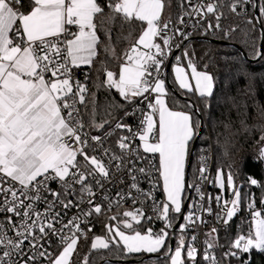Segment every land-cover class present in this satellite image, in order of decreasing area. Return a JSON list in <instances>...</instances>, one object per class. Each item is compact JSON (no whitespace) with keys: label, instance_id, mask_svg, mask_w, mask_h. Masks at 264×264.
Instances as JSON below:
<instances>
[{"label":"snow or ice","instance_id":"6c2138e0","mask_svg":"<svg viewBox=\"0 0 264 264\" xmlns=\"http://www.w3.org/2000/svg\"><path fill=\"white\" fill-rule=\"evenodd\" d=\"M257 7L256 0H0V264H76L78 245L97 224L103 235L93 236L82 264L132 254H155V264H248L244 254L264 252V183L249 177L244 191L231 166L227 173L218 167L213 179L208 163L218 151L230 155L241 133L255 139L264 163V105L245 89L229 90L245 66L235 74L224 69L229 75L217 95L219 79L207 70L215 58L205 52L200 70L188 47L197 35L230 40L239 25L226 29L222 21L234 16L245 25L252 55L264 58L257 47L264 31L250 12ZM258 10L264 24V4ZM124 40L130 47L118 74L76 77L82 65L99 64L94 70L101 73L119 60L116 46ZM174 51L180 53L174 83L193 94L195 104L181 107L166 86ZM230 63L236 61L225 60ZM112 89L124 103L109 98ZM213 103L223 110L205 119ZM100 111L111 119L98 122ZM198 140L195 179L188 182L186 166ZM161 181L164 200L156 196ZM251 186L260 189L259 210ZM128 201L138 207L105 222V208ZM241 211L250 217L241 218L247 230L218 241ZM209 218L219 226L202 233L198 246ZM155 223L162 226L156 230Z\"/></svg>","mask_w":264,"mask_h":264},{"label":"trees","instance_id":"16d2710c","mask_svg":"<svg viewBox=\"0 0 264 264\" xmlns=\"http://www.w3.org/2000/svg\"><path fill=\"white\" fill-rule=\"evenodd\" d=\"M260 4H264V1L260 0ZM258 22H260V19L259 21L256 19L257 29L258 31H260L258 28ZM236 25H239V28H236V30L231 33L230 40L204 38V40L202 41L193 40L192 43L188 45V47L190 49L194 48L197 58H200L198 62V68L200 70H204L202 66L204 63L208 62L207 58H205V52L210 53L215 58V61H216L215 65L210 66L207 70L210 72H215L219 79V85L215 89L217 95L223 93L224 81L226 79V76L229 75V73H226L224 69L228 67L232 70V73L235 74L237 67L245 66L246 74L245 75H238V74L234 75V78L231 80V83L229 84V90L231 91L232 94H235L238 89H245L250 93L251 97L255 98V104L257 106L264 105V58L254 57L252 55V48H251L252 41L248 39V37H246L244 34L245 25L241 18L229 16V18L225 20L226 29L230 27L235 28ZM262 25L264 28V24ZM123 35L127 36V32H124ZM135 39H138V35L136 34V32H133V41ZM222 43L237 45L241 48L242 51H239L236 48L224 45ZM129 47H130V44L127 40H124L122 44H118L116 46V51L120 59L110 60V62L106 64L105 69L101 73H97V71L94 70L95 68L100 67L99 64H95L92 70H90L89 67L80 68L79 70H87L92 80H95L98 75L100 76L101 79L106 78L105 73L107 70H111L118 74L119 66L124 61V58H125L124 53L128 51ZM257 47L260 49L261 44H257ZM242 52L248 57L249 60L245 59ZM225 60L236 61V63L235 64L230 63L226 65ZM253 60H256V61L251 62ZM81 81H83V79H81ZM170 81L172 85L176 88V90L180 93L181 96L191 99L196 103V99L193 96V94L189 93L187 95H184L183 93L180 92V90L178 89V86L174 83V77L171 71H170ZM89 83H91V81ZM105 94H106V90H103V89L97 92L98 99L101 102L104 100ZM175 97H179V96L174 94V98ZM109 98H114L115 101L119 103H124L123 99L119 96V94L115 91V89L111 90ZM185 102L187 101L182 100L180 97H179V100L177 101V103H179L181 107H183V104ZM137 103H139V101H137ZM222 110H223L222 105L218 103L211 104L210 109H209V115L205 116V119L211 120L212 118L218 117ZM249 112H252V108H249ZM115 115L117 117L122 116L123 112L122 111L117 112ZM105 118L111 119V117H107L103 113V111H100L97 117L98 122ZM205 129L207 128L205 127ZM254 135L258 136L259 133H255ZM199 148H200V141L198 142L194 159L190 165V174H189L190 182H193L195 179L194 173H195V167L197 165V150ZM256 152H257V145H256L255 139L249 138L248 136H246V134L241 133L237 137L235 145L231 149L230 155L225 157L219 151L214 153V160H215L214 161V177H215V173L218 167H222L224 172L227 173L229 171V166H231V171L235 174L236 182L238 184H245L244 191L249 190V187L246 185V181L248 180L249 177L257 179V181L260 183H264V163H262L259 160V158L256 156ZM188 166L189 164L186 167V172H187ZM250 191L256 197V204L260 205V200H259V197L261 195L260 189L257 188L256 186H251ZM217 192H218V189L214 187L213 194H216ZM246 213L247 211L239 212L237 217H234V219L231 221V228L222 229L219 232L221 242L227 239H234L235 235L238 232H240L241 228H244L245 231L247 230L246 220L242 221L241 219L242 217H244L247 220H250L246 216ZM113 215L118 216V213L116 212L110 213V214L108 213L106 214V217H102V218L105 219L106 223H108L109 221L107 220V217H111ZM110 223L113 225L114 223H118V221H111ZM145 227H147V225H145ZM94 235H103L101 226L99 224H97L93 228V232L89 234L87 240H82L80 244L78 245L79 255L74 256V259L76 260V264H82L83 256L85 254H89L90 241ZM93 254H94V251H93ZM215 254L216 253H213V255ZM145 256H147V254H142V255L132 254L127 257H123V258L113 257L108 260H111L114 262H122V261H130L134 259H141ZM155 262L156 260H151L145 263H132V264H155ZM109 264H122V263H109ZM233 264H235V261H233ZM248 264H264V252H260L258 250L253 249V252L251 254L250 261L248 262Z\"/></svg>","mask_w":264,"mask_h":264},{"label":"built area","instance_id":"2783aa9c","mask_svg":"<svg viewBox=\"0 0 264 264\" xmlns=\"http://www.w3.org/2000/svg\"><path fill=\"white\" fill-rule=\"evenodd\" d=\"M259 1V5H260V0H258ZM250 12H253L254 13V9H250ZM222 25H223V27L225 28V20H223L222 21ZM196 38H209V37H205V36H200V35H197V36H194L193 37V39H196ZM179 55L180 53H179V51H174L173 53H172V57L174 56V55ZM172 59V58H171ZM171 59H169L168 61H167V67L165 68V77H166V72H167V69H168V67H169V64H170V61H171ZM175 60V59H174ZM185 64H186V61L184 62ZM82 72L84 73V72H88L87 70H76V77L78 78V79H83L84 77H83V74H82ZM130 119H128V123L129 124H135L136 123V121L133 119V118H131V117H129ZM206 128H207V126H205ZM95 134V133H94ZM125 134H127V133H125ZM115 139H116V137H114L113 138V143H114V141H115ZM137 143H138V141H137ZM256 156L258 157V154H257V152H256ZM78 159H80L79 157H78ZM157 159H158V157H157ZM214 154H211L210 155V158H209V161H208V163H209V176H210V178H213L214 179ZM160 184H161V188H160V190H158L157 191V193H156V196H157V198L158 199H160V200H164L165 199V196H164V193L162 192V181L160 182ZM51 187L52 188H58V185L56 184V183H53V184H51ZM143 187L145 188V189H147V187H148V185L145 183V184H143ZM213 188L214 187H212V186H210V185H205V190L207 191V192H210V193H213ZM112 193H113V200H115V189H112ZM193 195H194V193H193ZM134 207H138V205H133L132 203H131V201H128V202H125V203H123V204H121L120 205V207L119 208H113V210L112 211H108L106 208H105V212H106V214H110V213H118V216H122V213H123V211H125V210H134ZM256 207H257V209L259 210L260 208H261V204L260 205H257L256 204ZM76 210L75 209H73L72 210V212H75ZM71 214L72 213H69V216H71ZM206 215V214H205ZM246 216L248 217V214L246 213ZM249 219H250V217H248ZM234 219V218H233ZM183 222V221H182ZM230 224H231V221L229 222ZM148 226V225H147ZM162 225L160 224V223H155L154 225H153V227H154V229H156V230H158L160 227H161ZM212 226H219L218 225V223L215 221V220H213V219H211V218H209V223H208V225H207V227H204V228H202V229H200V235L198 236V241H197V245L199 246L200 244H201V242L203 241V239H204V236H203V234L202 233H206ZM222 230V229H221ZM220 230V231H221ZM190 234H195V233H190ZM217 239H218V241H220V236H219V234H218V237H217ZM221 242V241H220ZM252 252H253V250L250 252V253H248V254H244V256H243V259L244 260H246L247 262H249L250 261V257H251V254H252Z\"/></svg>","mask_w":264,"mask_h":264},{"label":"water","instance_id":"95a60500","mask_svg":"<svg viewBox=\"0 0 264 264\" xmlns=\"http://www.w3.org/2000/svg\"><path fill=\"white\" fill-rule=\"evenodd\" d=\"M256 3L258 5V7H259V1L258 0H256ZM258 7H257V9H254V15H255L256 19L259 21V19H260V13H259ZM258 28H259L260 31H264L263 25L260 22H258ZM193 40L202 41L204 39L203 38H196V39H193ZM216 42H218V41H216ZM222 44L227 45V46H230V47H233V48H236L239 51H242L241 48L239 46H237V45L227 44V43H222ZM260 49L261 50H264V44H261V48ZM243 55H244V57H245L246 60H249L248 57L244 53H243ZM175 56H176V54L172 57V59L170 61V64H169V67H168L167 72H166V85H167L168 89L171 92H173L174 94H176L177 96H179L182 100L187 101L189 104H195V102L193 100L181 96L180 93L176 90V88L172 85V83L170 81V71H171V67H172V64H173V61H174V57ZM254 61H256V60H253L251 62H254ZM198 142H199V140L193 146V155H192V157L190 159L189 166H188V169H187V172H186V180L188 182H190L189 181L190 165H191V163H192V161L194 159L195 151H196V147L198 145ZM182 221H183V219H182V216H181V219H180L179 223H182ZM177 230H178V226H177ZM172 243L175 244V240H173ZM156 259H157L156 255L155 254H152V255H147V256H145V257H143L141 259H134V260H130V261L114 262V261L108 260L107 264H109V263H122V264L145 263V262H148V261H151V260H156Z\"/></svg>","mask_w":264,"mask_h":264},{"label":"rangeland","instance_id":"374dc122","mask_svg":"<svg viewBox=\"0 0 264 264\" xmlns=\"http://www.w3.org/2000/svg\"><path fill=\"white\" fill-rule=\"evenodd\" d=\"M262 1H264V0H262ZM142 51H143V49H142ZM177 62H176V60H174V62H173V64H172V67L171 68H173V66L176 64ZM190 71V70H189ZM171 73H172V75H173V77H174V73H173V71H172V69H171ZM193 84H194V81H193ZM167 86V85H166ZM187 167V166H186ZM116 223H114L113 225H115ZM133 255H142V254H133ZM147 255H152V254H147Z\"/></svg>","mask_w":264,"mask_h":264},{"label":"crops","instance_id":"0c3cea01","mask_svg":"<svg viewBox=\"0 0 264 264\" xmlns=\"http://www.w3.org/2000/svg\"><path fill=\"white\" fill-rule=\"evenodd\" d=\"M141 51H142V49H141ZM87 67H89L88 65H82L80 68H87ZM172 69V68H171ZM191 94V93H190Z\"/></svg>","mask_w":264,"mask_h":264}]
</instances>
